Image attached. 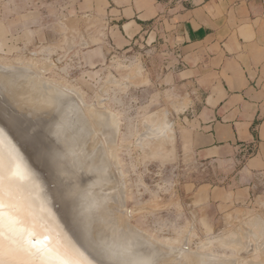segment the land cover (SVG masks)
<instances>
[{"label":"rangeland","instance_id":"1","mask_svg":"<svg viewBox=\"0 0 264 264\" xmlns=\"http://www.w3.org/2000/svg\"><path fill=\"white\" fill-rule=\"evenodd\" d=\"M69 5L71 2L67 0H0V64L9 63L10 67L18 69L19 64L34 61L42 79L51 81L54 86L61 85L68 92L73 89L75 95L78 93L82 96L80 100L84 105L96 104L98 107L97 100H102L101 107L116 116L118 131L115 154L126 184L124 208L131 210L126 217L130 225L156 240L175 241L180 247H188L193 252L211 243L212 252L218 255L240 257L242 251L240 254L233 253L219 243L238 237L245 242V237H242L245 233L242 232L247 229L257 233L252 227L257 215L264 216V184L256 192L230 190L227 180L215 174L212 166H201L184 159L180 122L187 114L185 110L189 100L183 99L182 89L174 85L172 78L167 80L171 58L166 54V47L169 46L163 37L155 42L153 38L145 41L133 39L127 48H123L102 25L95 24L88 16H70L72 5ZM49 63H52L50 68H43L42 65ZM23 66L19 69H23ZM110 76L121 80L119 85L112 82L107 85ZM49 81H46L47 84ZM106 85L108 90L105 88V95L102 88ZM100 89L104 95L100 94ZM77 98L72 99L79 101ZM74 101L71 100V103ZM177 103H182L183 107L175 116L171 115ZM164 110L171 115L174 139L169 145L152 141L146 146V142L150 141L148 138L139 142L138 136L145 132L146 126H151L148 125V117L154 114L157 124L156 119ZM17 112L22 113V120L18 118L30 130L29 135L34 138L36 149L44 146V158L57 161L59 155L48 156L55 149H62V145L54 144L50 137L44 136L47 133L45 129H48L44 125L58 118L59 111L35 113L33 117L36 119L49 113V117H44L49 122L41 124L38 121L44 118L40 116L38 125L32 115L31 119L28 118L30 123L28 120L23 122L29 115H23L24 111ZM26 122L29 125H25ZM40 128L45 134L39 133ZM45 138L52 143L46 142L47 146ZM65 166L67 169L60 177L64 187L66 184L68 188L74 186L79 183L77 181L81 183L79 186H86L90 173L75 170L78 174L74 175L73 168H70L72 163ZM222 187L225 190L222 191ZM186 232L187 239L184 238ZM249 238L250 243L246 239L247 246H254L258 238ZM257 253L244 255L252 256V261L260 264L263 254Z\"/></svg>","mask_w":264,"mask_h":264},{"label":"bare ground","instance_id":"2","mask_svg":"<svg viewBox=\"0 0 264 264\" xmlns=\"http://www.w3.org/2000/svg\"><path fill=\"white\" fill-rule=\"evenodd\" d=\"M22 65L25 67L19 69ZM51 65L42 66L50 68ZM42 77L34 61L19 64L18 69L10 67L9 63L0 64V97L7 98L10 106H15L18 111H24L23 115H29L23 122L37 112L59 111L58 118L50 122L44 118L49 113L44 117L40 115L44 119L37 115L42 120L38 121L41 124L49 122L44 125L48 129L43 128L46 134L41 128L38 132L45 137L52 135L53 143L62 145V149L48 156L59 155L60 160L49 161L48 166L45 156L40 155L44 146L37 151L33 141L26 137L28 133L22 131L20 125H15L0 103V208H3L0 212L3 214L0 219V264H259L252 261V256L244 255L248 252L263 254L261 258L264 260V216L260 217L261 214L257 215L252 227L257 233L247 228L248 231L244 230L247 232H242L245 233L242 235L244 243L239 237H227L219 243L233 253L240 254L242 251L240 257L218 255L212 252L211 243L193 252L188 247H180L175 241L171 244L156 240L130 225L127 216L131 210L124 208L126 184L115 154L116 116L101 107L102 98L96 102L100 107L96 104L84 105L80 100L82 96L76 93L78 99L73 89H69V93L66 88L62 89L55 83L54 86L49 80L46 81L50 85L47 84ZM110 82L119 85L120 81L110 76L109 84H106L110 85ZM107 85L102 88L105 95ZM102 91L100 89V94ZM67 92L79 101H74ZM71 100L76 103L72 104ZM176 112L171 115L175 116ZM153 115L147 119L152 127L146 126L138 141L148 138L150 141L146 142V146L152 141L169 145L174 139L170 113L164 110L156 119L157 124ZM20 117L22 120V113ZM34 119L37 124L38 119ZM27 122L30 123L29 120ZM47 139L45 144L51 142ZM56 162L72 163L76 170L90 173L86 186H79L81 183L77 181L79 183L74 186L68 188L66 184V188L62 189L57 183L66 168L59 169ZM51 171L57 175L55 178ZM72 173L77 175L78 171L72 170ZM8 227L17 231L5 229ZM249 235L258 238L254 246H247ZM30 237L36 241L32 243Z\"/></svg>","mask_w":264,"mask_h":264},{"label":"crops","instance_id":"3","mask_svg":"<svg viewBox=\"0 0 264 264\" xmlns=\"http://www.w3.org/2000/svg\"><path fill=\"white\" fill-rule=\"evenodd\" d=\"M67 1L70 16H88L123 48L163 37L167 80L189 100L184 159L212 166L230 190L264 184V0Z\"/></svg>","mask_w":264,"mask_h":264},{"label":"water","instance_id":"4","mask_svg":"<svg viewBox=\"0 0 264 264\" xmlns=\"http://www.w3.org/2000/svg\"><path fill=\"white\" fill-rule=\"evenodd\" d=\"M4 98H2V97H0V103H1V105H2V107L5 109V111H7L8 112V117L10 118V116L12 117V119H10V120H12L14 123H15V125H20V128L22 129V131H24V132H27L28 133V135H26V137H28L31 141H33V143H34V140L30 137V130L28 129V128H26V127H24L23 126V123H21V120L18 118L19 116L17 115L18 114V112H16V108H15V106H10L11 104L9 103V100L6 98L4 101ZM18 111V110H17ZM176 119V118H175ZM15 120V121H14ZM11 121V122H12ZM17 125V126H18ZM174 127H175V122H174ZM176 130V129H175ZM141 136V135H140ZM48 137H50L51 138V140L52 141H55L54 140V138H53V136L52 135H48ZM33 143H31V144H33ZM33 146H36L35 145V143H34V145ZM41 150V149H40ZM57 149H55L54 151H56ZM38 151V150H37ZM40 155L42 156V157H44V154H43V151L41 150V152H40ZM58 161V160H57ZM50 162H52V161H50ZM45 163H47V165L48 166H50V163H49V160H47L46 158H45ZM56 164H57V166H58V168L59 169H67V166H65V165H67V164H58L57 162H56ZM68 164H70V163H68ZM73 164H74V162H73ZM46 165V166H47ZM64 166V167H63ZM71 168H73V172L76 170L75 169V166H71ZM66 169H65V171H66ZM65 173V172H64ZM50 174L52 175V177L54 176V178L57 176L56 174H55V172H53V171H51L50 172ZM61 177V176H60ZM57 185H60V187L62 188V189H64V188H66V187H63V185H62V182H60V178L58 179V183H57ZM3 210V208H0V212ZM3 217V214L1 215L0 214V219ZM5 219V218H4ZM5 229H10V231L11 232H15V231H17L15 228H10V227H8V228H5ZM30 241L33 243V242H35L36 241V239L34 238V237H30ZM40 248V247H39ZM40 249H42V248H40Z\"/></svg>","mask_w":264,"mask_h":264}]
</instances>
